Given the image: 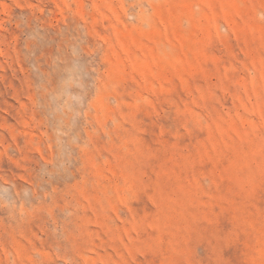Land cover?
I'll return each mask as SVG.
<instances>
[{"label":"rangeland","instance_id":"374dc122","mask_svg":"<svg viewBox=\"0 0 264 264\" xmlns=\"http://www.w3.org/2000/svg\"><path fill=\"white\" fill-rule=\"evenodd\" d=\"M0 264H264V0H0Z\"/></svg>","mask_w":264,"mask_h":264}]
</instances>
